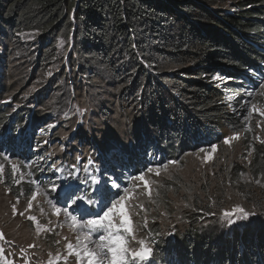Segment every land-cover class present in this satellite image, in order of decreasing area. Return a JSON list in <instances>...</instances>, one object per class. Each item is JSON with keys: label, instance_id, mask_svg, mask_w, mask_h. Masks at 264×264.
Listing matches in <instances>:
<instances>
[{"label": "trees", "instance_id": "trees-1", "mask_svg": "<svg viewBox=\"0 0 264 264\" xmlns=\"http://www.w3.org/2000/svg\"><path fill=\"white\" fill-rule=\"evenodd\" d=\"M27 33L34 34L40 73L65 66L60 75L74 94L100 91L133 123L129 145L99 156L98 172L114 176L221 145L226 130L246 133L249 98L264 78V0H0L3 67L12 62L9 44ZM3 71L0 152L25 162L38 151L31 144L41 137L33 133L38 126L46 132L52 119L41 109L12 112L2 100L15 88ZM55 88H47L50 95ZM48 98L39 97L40 106ZM250 168L264 209V146L253 150ZM47 170H31L38 185L52 181ZM76 195L95 199L87 190ZM188 217L182 235L155 252L157 264H264V220L222 242L216 230Z\"/></svg>", "mask_w": 264, "mask_h": 264}, {"label": "rangeland", "instance_id": "rangeland-1", "mask_svg": "<svg viewBox=\"0 0 264 264\" xmlns=\"http://www.w3.org/2000/svg\"><path fill=\"white\" fill-rule=\"evenodd\" d=\"M26 35L29 37L23 34L9 44L12 62L3 67L7 55L0 61V74L7 70L3 71L5 84L15 88L4 94L2 102L12 107V112L21 107L32 111L41 109L50 114L52 122L46 123V132L37 127L33 134L41 138L31 146L38 151L30 155L28 152L25 162L11 157L7 151L0 152V264H88L85 249L96 250V241L103 230L98 233L84 227V221L92 218L91 209L73 212L72 215L77 216L73 221L68 215L73 207L71 201L65 211L62 200L56 198L63 196L59 191L61 185L68 183H79L82 191L92 192L84 187V182L90 175H99V156L109 147L129 145L133 123L127 114H121L122 108H113L100 91L87 97L74 94L60 75L63 69L68 71L65 66H51L40 73L34 34ZM0 52H4V47L0 46ZM56 83L63 84L64 90H57ZM49 86L55 88L51 95L47 90ZM39 97L43 102L49 97L48 103L40 106ZM103 111L108 115L103 116ZM261 113H264V78L249 98L246 133L226 130L224 138L232 137L231 141L217 145L215 151L209 148L187 154L178 161L145 164L127 174L119 169L124 173L119 176L103 169L105 174L125 181L121 187H129L130 197L125 206L133 231L126 233L114 218L117 226L114 234L123 236L125 247L130 249L138 251L140 240L145 241L144 247L152 249L146 260L136 259L135 264H157L155 252L160 251L164 242L172 244L182 235L189 225L190 213L203 229L216 230L222 242L236 236L242 228L264 220V209L258 206L259 199L255 195L260 182L250 168L253 150L264 146V115ZM114 152L116 156L117 151ZM44 154L49 162L41 165ZM165 164L167 167H162ZM109 166L115 171L112 164ZM46 167L47 172L50 169L49 173H53L52 181L40 186L31 170L43 171ZM148 167L158 168L159 175L147 173ZM141 169L145 170L148 187L138 180L129 183L130 177L139 175ZM29 203L31 208H28ZM237 207L244 209L248 216L231 217L236 222L229 223L230 218L224 213ZM124 210V207L120 209ZM128 264H132L131 259Z\"/></svg>", "mask_w": 264, "mask_h": 264}, {"label": "snow or ice", "instance_id": "snow-or-ice-1", "mask_svg": "<svg viewBox=\"0 0 264 264\" xmlns=\"http://www.w3.org/2000/svg\"><path fill=\"white\" fill-rule=\"evenodd\" d=\"M261 114L264 115V113ZM231 139L232 137H225L223 143L227 144ZM210 147L215 151L217 145L213 144ZM89 163H91V161H89ZM12 167L13 170H15V165ZM162 167H167V165H162ZM105 172L99 173V175H90V178L84 182V187L92 191V195L95 199L89 198L85 200L84 197L77 196L76 193L81 190L79 183L61 185L59 191L63 193V196L61 197L58 195L56 199L58 201L62 200L65 205V211H67L68 201H71L73 207L71 212H68V215L71 216L73 221L77 220V216L72 215L73 212L79 213L81 208L93 209V211L89 213L92 218L84 221V227H87L90 231H96L98 233L100 230H103V234L98 236V240L96 241L97 248L95 251H87V249H85L87 252L88 264H128L129 259L132 260V264H135L136 259L146 260L151 255L152 249L143 246L145 245L144 240L138 241L141 247L137 251L125 247L124 237L114 234L117 232L116 223L113 222L114 218L117 223H119L120 228L126 233L131 234L133 231L130 226V218L126 214L127 207L125 206V202L129 200L130 193L129 187H121V184L124 182L120 177L113 178L112 176L105 174ZM146 172H156V174L159 175L158 168L148 167ZM133 180L142 181L144 182L145 187H148V181L146 180L144 169L140 170L139 175L130 177L129 183ZM31 207L32 205L29 203L28 208ZM122 207H124V211H120ZM13 209L15 211V206H13ZM56 211L59 213L60 209L57 208ZM20 214L23 215V213ZM240 214L245 218L248 216V213L244 212V209L239 207L232 212L226 211L224 213L226 217L230 218L229 223H235L236 221L231 219V217ZM30 219L35 220V217H31ZM146 223L147 221H145V226ZM0 235H2V233H0ZM68 247L71 249L72 245L69 244Z\"/></svg>", "mask_w": 264, "mask_h": 264}]
</instances>
